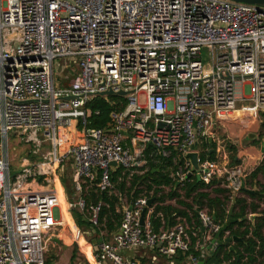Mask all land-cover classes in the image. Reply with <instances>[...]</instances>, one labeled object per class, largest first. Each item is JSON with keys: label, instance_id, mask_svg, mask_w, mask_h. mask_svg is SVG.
Returning a JSON list of instances; mask_svg holds the SVG:
<instances>
[{"label": "built area", "instance_id": "obj_1", "mask_svg": "<svg viewBox=\"0 0 264 264\" xmlns=\"http://www.w3.org/2000/svg\"><path fill=\"white\" fill-rule=\"evenodd\" d=\"M56 65L66 78L57 80ZM110 90L127 93L126 107L105 129L89 128L88 102ZM237 113L252 126L264 113V8L229 0H0V264H45L52 242L70 229L63 205L100 231L88 264H142L122 254L136 249L171 259L188 253L199 239L188 218L156 232L153 192L131 203L119 184L129 189L135 174L163 166L178 188L199 177L240 196L254 172L252 149L236 144L233 163L220 132ZM11 133L26 148L16 168ZM90 190L118 199V231L101 223L103 202L87 204ZM194 212L210 254L223 226L207 208ZM156 218L166 224L161 213Z\"/></svg>", "mask_w": 264, "mask_h": 264}, {"label": "trees", "instance_id": "obj_2", "mask_svg": "<svg viewBox=\"0 0 264 264\" xmlns=\"http://www.w3.org/2000/svg\"><path fill=\"white\" fill-rule=\"evenodd\" d=\"M73 75L70 76L69 80ZM64 85H66V82H64ZM126 105V98L120 95L94 97L86 106L91 112L88 118V127L105 129L110 123L111 114L114 111L123 110ZM261 117L264 120V113H262ZM260 137H264V123L261 126ZM230 149L235 150V147L231 145ZM208 155L210 160L216 159L214 153ZM231 160L236 163V156H232ZM171 165L172 162L168 161L165 166L170 167ZM153 169L151 168L142 175L135 174L131 179L129 189L126 188V180L120 182L119 190L123 195H127L131 203H135L143 194L153 192L154 204L157 205L152 224L156 232L162 227L169 228L174 226L178 217H187L189 222H191L196 219L194 208L200 206L209 210L212 218L215 217L214 222L216 224L224 226L231 219L236 221L229 226L226 232L220 234L219 240L223 241L231 237L241 239V241L234 242V251H230L229 247L218 244L213 252L207 254L202 242L203 233L200 231L198 236L200 240L194 238L188 253L183 254L180 252L175 256L173 260L175 264H188L190 257L198 260L204 257L203 264L264 263V183H260L258 180V177L264 174V165L257 168L248 177L246 188L242 190L240 196L233 199L230 191L223 188L220 181L214 180L210 186H206L203 182L193 177L186 181L183 187L178 188L172 178L169 177V174L165 173L163 166L159 172ZM64 184L69 198L72 200L73 193L67 186L66 181ZM256 186L260 188L259 194L256 190L254 191ZM168 187H171V191L166 193L165 188ZM84 197L88 205H97L99 202H103L105 206L102 209L101 223L105 224V229L109 234L118 231L122 220V215L117 208L119 205L118 199L106 193H96L92 190L86 192ZM169 200H176V205L165 204ZM234 200L235 203H233ZM231 209H233V213L230 215ZM188 211L193 213L192 218H190ZM159 213L164 216L166 224H162L161 219L156 218ZM255 214L259 216L254 221H251L249 216ZM72 215L84 237H86L87 233L92 234L91 243H99L100 231L91 226L86 213L75 210ZM200 227V223L195 221V225L192 228L195 232H198ZM226 233H229L228 237ZM75 255L72 257V264L75 261ZM45 264H51V261L47 260Z\"/></svg>", "mask_w": 264, "mask_h": 264}, {"label": "rangeland", "instance_id": "obj_3", "mask_svg": "<svg viewBox=\"0 0 264 264\" xmlns=\"http://www.w3.org/2000/svg\"><path fill=\"white\" fill-rule=\"evenodd\" d=\"M204 58L206 60L205 63H207V61H210V57L208 56V54L206 52H204ZM58 64L61 65V66L65 65V60L60 59L58 61ZM74 67H75V65H73V68ZM55 73H56L57 80H59V78H60L59 75H58V73H61L62 78H66L68 76V73H62L61 67H58L57 65L55 67ZM141 101H142V103H144L143 98H141ZM245 109L246 110H252L253 109V106L250 105V104H245ZM262 121L264 123V120L263 119H262ZM257 125L250 127V129L251 128H256ZM240 131H241V129L238 128V130H237L236 133L233 132L232 135H230L229 133H227L228 135L227 136H224L226 138L228 152L231 155V157L232 156H236L237 150H239V146L236 147V144L238 145L239 142H242L243 149L251 148L253 153L251 151L250 152L247 151V153L249 152L251 154V163L253 165V169L252 170L255 171L257 168H259L260 166L264 165V156H263V159H260V154H259L260 153V150L264 146L263 143H262L263 139L261 137H259V139L255 138V139L251 140V139H249V136L256 135V134H254V132H247L246 136H242V135H238ZM10 143H11V145H10L11 162L13 164V167L16 168L19 165L21 159L24 157L26 148H24V145L22 143H19V140L16 138V135L13 134V133L10 134ZM231 145L232 146H235V150H231L230 149V146ZM262 152L264 154V151H262ZM241 162L242 161H240L239 163H241ZM69 164H70V162L67 161L66 162V168H67V170H66V173H65L64 182L66 181L67 182V186L71 189L72 186H71V183H70V175L71 174H70V171H69V168H70V165ZM258 180L260 181V183H264V174H261L258 177ZM255 190L256 191H259L260 188H257V186H256L254 188V191ZM66 195H67V198H69V194L67 193ZM71 217H72V215H71ZM72 219H73V221H75L74 217H72ZM74 223L72 225L73 228H74ZM79 228H78V230H79ZM76 230L77 229H76V226H75V229H73L75 235L78 234V233H76ZM80 231H81V229H80ZM65 234H68L70 236L69 230H66L65 231ZM86 237H85L86 240L89 243H91L92 241H90V239L93 237L92 234L87 233L86 234ZM62 238H65V235H63ZM62 241H63V239L61 240L60 243H58L59 241H55V242L53 241L52 242V244L49 247L48 253L46 255L45 262L47 260H49V261H51V264H70V259L73 256V253L75 251V254H77L76 255L77 259L75 260L74 264L75 263L76 264H88V262L86 261V258L83 256V253L81 252V250L79 248V245L77 243H72L71 240H69V239L66 238L65 239V242L67 244H73V245H70V248H68V245L62 243ZM80 242H81L82 249H83V247H84V240L81 239ZM136 250L137 251H141L143 249H136Z\"/></svg>", "mask_w": 264, "mask_h": 264}, {"label": "crops", "instance_id": "obj_4", "mask_svg": "<svg viewBox=\"0 0 264 264\" xmlns=\"http://www.w3.org/2000/svg\"><path fill=\"white\" fill-rule=\"evenodd\" d=\"M236 115H238L237 116V118H238V120H236V121H234L233 119H231V120H224L223 122H222V125H220V128H221V130H220V132H221V135H222V137L223 138H225L224 136H227L228 134L227 133H229L230 135H232L233 134V132H237V130H238V128H240L241 129V131L239 132V134L238 135H242V136H246V134H247V132H254V134H256L257 135V139H259V137H260V130H261V126H262V124H263V121H262V117H261V115H262V113L260 114V122H258V125H257V127L256 128H251L250 129V127H252V125H254V119L253 118H249L248 117V115L246 114V113H244V114H242V113H237ZM235 116V115H234ZM248 117V118H247ZM253 123V124H252ZM256 125V124H255ZM252 130V131H251ZM253 134V133H252ZM263 139V141H262V143H263V145H264V137L262 138ZM255 149V148H254ZM263 149H264V146H263V148L260 150V153H262V151H263ZM256 150V149H255ZM232 161V160H231ZM228 162H220L219 163V166L221 167V168H223L224 167V165L225 164H227ZM255 216L256 217H258L259 215H257V214H255ZM195 221H198L197 220V218L196 219H194V220H192L190 223H191V227H193L194 225H195ZM75 221H73V219H71V228L69 229V232H70V236L68 235V234H65V231L66 230H64L62 233H61V235H60V238L61 239H59L58 241V243H60L61 242V240L63 239V241H62V243H64V244H66V245H68V248H70V245H73V244H67L66 242H65V239L67 238V239H69V240H71L72 241V243H77L78 245H79V248H80V250H81V252L83 253V256L86 258V261L88 262V260H87V256H89L90 255V252H91V249H92V247H91V245H93V246H96V244H93V243H89L87 240H86V238L84 237V235H83V233H82V231H80V228H79V226L77 225V223L75 222ZM73 223H74V228H73ZM75 226H76V233H78V234H76L75 235V233H74V231H73V229H75ZM79 228V230H78V228ZM201 228V227H200ZM198 229V232H202V233H205V231H204V229L202 228V229ZM63 235H65V238H62V236ZM68 236V237H67ZM81 239H83L84 240V247H83V249H82V245H81V242H80V240ZM234 244L235 243H232V247L234 248ZM144 252V253H143ZM75 254V251H74V253H73V255ZM123 256L124 257H126V258H129V259H135V260H137V261H139V262H141L142 264L144 263V264H175V262L173 261L174 260V258H168V257H164V256H161V255H159V254H157L156 252H154V251H151V250H147V249H143V250H141V251H137V250H131V251H124L123 253ZM77 255V254H76ZM76 255H75V257H76ZM73 257V256H72ZM72 257H71V259H70V264H72ZM77 259V257L75 258V260ZM264 260V259H263ZM144 261H146V262H144ZM75 262V261H74ZM74 264V263H73ZM76 264V263H75ZM264 264V263H263Z\"/></svg>", "mask_w": 264, "mask_h": 264}, {"label": "water", "instance_id": "obj_5", "mask_svg": "<svg viewBox=\"0 0 264 264\" xmlns=\"http://www.w3.org/2000/svg\"><path fill=\"white\" fill-rule=\"evenodd\" d=\"M229 1L237 2V3H244V4H249V5H254V6H257V7L264 8V0H229ZM114 94H115L114 91L110 90V91H108V92L101 93L100 96H109V95H114ZM118 94H119L120 96H126V95H127V93H126L125 91H121V92H119ZM161 126H163V124H161ZM256 137H257L256 135H251V136H249V139L253 140V139H255ZM188 158L191 160V163H192V165H193V170H194V171H198V170H199V162H198V158H199V156H198V154H197V153H191V154L188 155ZM113 166H116V164L113 163ZM156 171L159 172L160 169H157ZM189 177H190V176H188V178H189ZM198 180H200L199 177H198ZM176 186H179V183H178ZM257 193L259 194V191H257ZM153 202H154L153 199L150 200V201L148 202V205L151 206V205L153 204ZM233 203H235V200L233 201ZM232 213H233V209H231V211H230V215H231ZM255 218H256V216L253 215V216H251L250 220H251V221H254ZM213 219L215 220V217H214ZM140 222H141V225H144V224H145V213L142 214V217H141ZM235 222H236V221L233 220V219L229 220V221H228V222L222 227V229H221V233H222V232H226V231L228 230L229 226H230L232 223H235ZM221 233L217 234V236H216V239H218V240L216 241L217 244H220V245H224V246H226V247H229L230 251H234V248L231 246L232 243L237 242V241H241V239L238 238V237H231V238H227V239L221 241V240H219V237H220V234H221ZM203 260H204V257L200 258V259H199V264H203Z\"/></svg>", "mask_w": 264, "mask_h": 264}, {"label": "bare ground", "instance_id": "obj_6", "mask_svg": "<svg viewBox=\"0 0 264 264\" xmlns=\"http://www.w3.org/2000/svg\"><path fill=\"white\" fill-rule=\"evenodd\" d=\"M63 217H64V221L65 224L71 228V216L69 215V213L66 211L65 209V205H63Z\"/></svg>", "mask_w": 264, "mask_h": 264}]
</instances>
